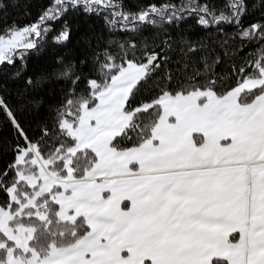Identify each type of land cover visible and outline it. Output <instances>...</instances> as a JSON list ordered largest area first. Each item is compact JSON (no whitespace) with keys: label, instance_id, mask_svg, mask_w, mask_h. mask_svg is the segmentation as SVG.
Here are the masks:
<instances>
[{"label":"snow or ice","instance_id":"1","mask_svg":"<svg viewBox=\"0 0 264 264\" xmlns=\"http://www.w3.org/2000/svg\"><path fill=\"white\" fill-rule=\"evenodd\" d=\"M17 7L0 0V264H81L90 226L61 181L101 123L157 216L151 264H264V0ZM71 12L94 21L75 39Z\"/></svg>","mask_w":264,"mask_h":264},{"label":"rangeland","instance_id":"2","mask_svg":"<svg viewBox=\"0 0 264 264\" xmlns=\"http://www.w3.org/2000/svg\"><path fill=\"white\" fill-rule=\"evenodd\" d=\"M103 123L88 146L96 149L99 160L85 172L83 179L70 176L61 181L76 191L71 201L85 216L90 231L80 241L81 264H151L152 239L158 228L154 213L137 211L142 192L133 178L130 161L111 156L103 145L106 131ZM93 153V152H92ZM127 210V211H125Z\"/></svg>","mask_w":264,"mask_h":264},{"label":"trees","instance_id":"3","mask_svg":"<svg viewBox=\"0 0 264 264\" xmlns=\"http://www.w3.org/2000/svg\"><path fill=\"white\" fill-rule=\"evenodd\" d=\"M3 2L10 4V0H3ZM52 2L54 3V0H17L18 7L15 9L9 8V12L11 13V16L9 17V19L16 18L20 24L29 23L31 22L32 19L36 18L40 14L42 9L47 8ZM128 2L130 5L134 6L135 0H128ZM25 8H27L30 11L31 13L30 16L24 15ZM69 19H70V23L73 25L74 39L75 37L79 36L81 31H85L89 24L94 23L93 20H86L83 17V15H77L75 12L69 13ZM76 25L80 26L79 30L76 29L75 27ZM51 55L52 53L48 52V53H45V55L41 57H32V60L30 61V65H29L30 70L39 69V67L44 63L45 59L49 58ZM33 119L34 117H29L26 115L21 116V122L24 126V129L28 131L29 135L32 134V129L29 127V125ZM15 135H16L15 129L9 126L6 121H0V138L7 141L9 138H15ZM95 159L96 158L92 152H89L87 154V160H88L89 167H85L82 170V174L78 173L81 175V178L79 180L83 179L85 172L92 168V166L94 165L92 161Z\"/></svg>","mask_w":264,"mask_h":264}]
</instances>
